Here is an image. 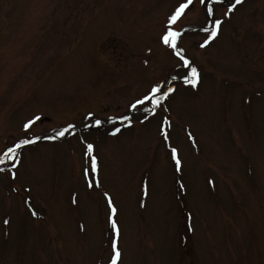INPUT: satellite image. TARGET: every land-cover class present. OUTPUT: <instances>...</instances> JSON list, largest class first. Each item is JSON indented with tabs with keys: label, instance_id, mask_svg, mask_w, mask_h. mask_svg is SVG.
<instances>
[{
	"label": "rangeland",
	"instance_id": "1",
	"mask_svg": "<svg viewBox=\"0 0 264 264\" xmlns=\"http://www.w3.org/2000/svg\"><path fill=\"white\" fill-rule=\"evenodd\" d=\"M186 3L0 0V264H264V0Z\"/></svg>",
	"mask_w": 264,
	"mask_h": 264
},
{
	"label": "snow or ice",
	"instance_id": "2",
	"mask_svg": "<svg viewBox=\"0 0 264 264\" xmlns=\"http://www.w3.org/2000/svg\"><path fill=\"white\" fill-rule=\"evenodd\" d=\"M205 2H206V0H201V3H205ZM217 2H222V0H217ZM242 2H243V0H234V4L228 9V11H231L236 5H239ZM191 3H192V0H188V3L182 4L176 10V13L170 18V23H175V21L180 17V15L185 11V9ZM208 12H209V15L211 16L212 15V8L211 7L208 8ZM220 24H221V22L219 20H217V21L214 22L213 27L211 28L210 35H209L208 39L205 40L204 44L201 45L202 47L205 46L210 40L214 39L217 36V32H218V29L220 27ZM205 31H208V29H205ZM179 35H180L179 33L169 31L167 33V35H165L163 37V41H164V43H166V44H169L170 43L172 47H175L176 46L175 38L177 36H179ZM185 66L186 67L188 66V62L187 61H185ZM189 75L192 77V79L191 80H186V82L187 83H191L193 86H195L196 83H197V77H198L197 70L195 68H192L191 69V72L189 73ZM152 91H153V93H156V92H159L160 89L159 88H153ZM171 91H173V89L169 88L166 92L163 93L161 99H163L164 97H166ZM138 103H143V101H138ZM153 103L154 104L155 103H158V101H153ZM133 107H135V105ZM37 119H39V117H37ZM99 123H100V121H96V124L97 125ZM25 127L28 128L29 125L26 124ZM117 131H119V129H117ZM66 132H68V129H64L63 131L58 132L57 133V136H64ZM30 142L31 141H24V143H30ZM16 147H20V145H17ZM91 150H92V146L89 145L88 146V151L91 152ZM8 151H9V153H11V152L14 151V149H9ZM173 158L175 159V150H173ZM0 163H3V161L0 160ZM177 164L179 165V161H177ZM95 171H96V161H95V159H93L92 160V172L94 173ZM112 227H113L114 230L116 229L115 223L112 224ZM115 248H116V245H115V241H114L113 242V249L115 250ZM118 256H119V253L116 252L115 253V256L113 257V264H115V259Z\"/></svg>",
	"mask_w": 264,
	"mask_h": 264
}]
</instances>
